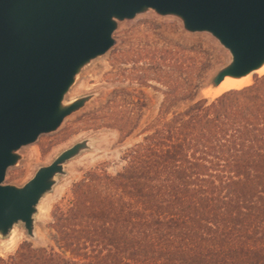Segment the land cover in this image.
Returning <instances> with one entry per match:
<instances>
[{
	"label": "trees",
	"instance_id": "trees-1",
	"mask_svg": "<svg viewBox=\"0 0 264 264\" xmlns=\"http://www.w3.org/2000/svg\"><path fill=\"white\" fill-rule=\"evenodd\" d=\"M194 41L166 51L168 76L166 56L145 52L169 80L159 116L122 171H91L54 211L69 256L23 245L0 264H264V75L209 100L202 89L222 59ZM117 121L124 132L139 123Z\"/></svg>",
	"mask_w": 264,
	"mask_h": 264
},
{
	"label": "water",
	"instance_id": "water-1",
	"mask_svg": "<svg viewBox=\"0 0 264 264\" xmlns=\"http://www.w3.org/2000/svg\"><path fill=\"white\" fill-rule=\"evenodd\" d=\"M153 10L208 33L229 52L208 86L264 64V0H0V234L23 222L34 232L41 199L86 141L41 167L24 186L4 184L19 150L60 128L88 97L65 103L81 70L115 45L119 21Z\"/></svg>",
	"mask_w": 264,
	"mask_h": 264
},
{
	"label": "rangeland",
	"instance_id": "rangeland-1",
	"mask_svg": "<svg viewBox=\"0 0 264 264\" xmlns=\"http://www.w3.org/2000/svg\"><path fill=\"white\" fill-rule=\"evenodd\" d=\"M114 37L116 45L81 70L65 97V103L88 97L85 106L66 117L58 130L42 134L36 142L22 147L18 163L9 169L4 184L24 186L41 167L50 165L64 151L80 142L88 143L87 148L65 163L64 173L57 175L55 185L41 199L34 215L33 235L23 222L16 223L9 235L0 234V257L16 254L23 245L55 249L69 256L54 228V211L72 205L75 185L91 171L107 170L113 175L122 171L128 151L151 133L153 122L159 116L169 80L164 77L159 82L157 63L146 51L155 50L164 59L166 56L160 66L163 75L168 76L175 67L166 51H178L182 55L194 40L203 39L205 46L222 59L202 89L204 97L209 81L230 59L229 52L210 34L187 32L177 16H162L153 10L119 21ZM115 58L119 61L113 65ZM262 75L255 74L252 84ZM188 104H182L178 110ZM118 119L139 123L124 132L120 130L125 128L124 123Z\"/></svg>",
	"mask_w": 264,
	"mask_h": 264
},
{
	"label": "bare ground",
	"instance_id": "bare-ground-1",
	"mask_svg": "<svg viewBox=\"0 0 264 264\" xmlns=\"http://www.w3.org/2000/svg\"><path fill=\"white\" fill-rule=\"evenodd\" d=\"M264 73V64L249 72L248 74L240 77L235 76H227L225 80L221 82L218 86H210L204 90L205 96L208 99L214 100L218 96L222 95L223 93L233 90V89H241L244 88L253 82V76L255 74H263ZM203 93V94H204ZM16 230V229H15Z\"/></svg>",
	"mask_w": 264,
	"mask_h": 264
}]
</instances>
